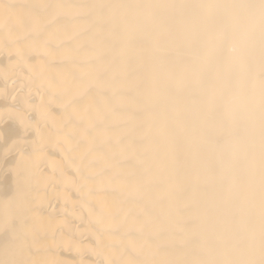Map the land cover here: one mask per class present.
Returning <instances> with one entry per match:
<instances>
[{"label": "bare ground", "instance_id": "1", "mask_svg": "<svg viewBox=\"0 0 264 264\" xmlns=\"http://www.w3.org/2000/svg\"><path fill=\"white\" fill-rule=\"evenodd\" d=\"M0 264H264V0H0Z\"/></svg>", "mask_w": 264, "mask_h": 264}]
</instances>
